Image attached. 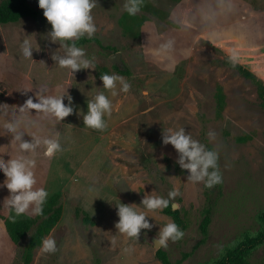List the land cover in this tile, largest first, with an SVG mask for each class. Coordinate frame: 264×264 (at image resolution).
<instances>
[{
  "label": "rangeland",
  "instance_id": "rangeland-1",
  "mask_svg": "<svg viewBox=\"0 0 264 264\" xmlns=\"http://www.w3.org/2000/svg\"><path fill=\"white\" fill-rule=\"evenodd\" d=\"M125 3L97 0L93 37L107 49L96 43L82 47L94 69L74 75L52 60L60 45L48 38V24L24 19L0 25V155L5 160L11 158L9 151L17 155L10 148L11 134L4 132L5 124L15 119L35 122V127L25 128L30 133L58 132L63 146L51 158L43 149L34 154L36 187L47 190V199L60 194L63 212L46 237L56 241L57 251L46 253L40 247L31 264H161L150 237L174 220L166 208L149 211L140 203L146 194L167 197L173 187L180 194L170 204L178 205L186 222L183 238L161 247L173 264L184 254L188 257L183 264H214L263 227L264 107L256 84L223 62L231 56L264 84V0H142L135 15L124 10ZM31 5L43 11L37 0ZM125 14L138 36L123 30L120 21ZM24 39L39 49L33 50V58L20 54ZM169 41L171 47H165ZM117 52L120 66L109 60ZM104 70L123 76L131 88L110 96L113 110L106 117L107 127L96 130L85 127L77 112L86 113L87 100L105 91L99 77ZM57 85L68 87L73 98L74 112L63 121L36 115V110L18 112L29 96L36 101L39 88L58 94ZM219 87L224 95L220 115ZM64 102L68 103L66 98ZM181 127L219 154L221 196L205 243L200 223L207 207L206 187L187 182L188 171L176 163L178 153L162 143L164 129ZM209 132L215 137L209 138ZM244 135L252 140L236 141ZM24 139L31 137L25 133ZM5 179L0 172V184ZM8 195L9 190L0 187V207ZM120 202L149 216L153 227L142 229L138 240L117 232L115 203ZM85 214L93 223L85 221ZM7 215L0 209V264H22L19 247L4 233ZM250 261L264 264V244L251 253Z\"/></svg>",
  "mask_w": 264,
  "mask_h": 264
},
{
  "label": "clouds",
  "instance_id": "clouds-1",
  "mask_svg": "<svg viewBox=\"0 0 264 264\" xmlns=\"http://www.w3.org/2000/svg\"><path fill=\"white\" fill-rule=\"evenodd\" d=\"M37 3L38 7L43 9V15L51 25V30L47 33L48 38L53 43H58L59 49H63L62 53L58 49L52 54L51 58L55 61V65L69 69L73 75L81 69H94L93 60L86 56L85 49L78 46L77 41L85 36L91 38L97 32L92 15L97 0H37ZM141 3L142 0H126L124 10L129 15H135ZM171 45L172 42L169 41L165 47H171ZM34 49L39 50L31 40L24 39L20 45V54L25 59L33 58ZM230 59H232L231 56ZM100 80L102 81L101 88L105 91L97 92L92 99L87 100L86 113L77 112V115H82L85 127L96 130H103L107 127L106 117L110 116L113 110L110 96L115 97L120 92L127 93L131 88V84L119 74L101 73ZM56 87L58 94H49L47 87L39 88V91L35 93L36 101L34 102L33 97L29 96L23 105L18 107V112L23 115L32 114V110H36V115L43 114L46 118L51 117L56 121H63L65 117L74 112L73 98L67 92L68 87L63 88L61 85ZM62 88L63 90L60 91ZM24 90L27 92L31 89ZM143 94L147 95L146 92ZM65 98L68 101L67 104L64 102ZM35 126V122L22 119L11 120L4 126V132L12 136L10 148L14 147L17 155L13 156L9 151L11 158L7 160L0 155V172H3L6 177L0 187H6L9 190V195L4 198L0 209L9 213L8 219L12 222L29 212L36 215L43 214V205L48 192L43 187H36L34 154L43 149V155L51 158L63 150L58 132L43 135L25 130L26 127ZM25 133L30 135L31 140L24 139ZM208 136L214 138L215 133L209 132ZM162 143L171 144L178 153L176 163L181 169L188 171L187 182H202L207 188H212L222 182L218 167V152L194 139L185 128L164 129ZM179 194V189L173 187L169 190L167 197L146 194L140 204L149 211L162 210L169 207ZM115 204L119 218L115 227L119 234L138 240L142 229L153 227L152 223L146 219L149 216L144 211L133 207V204L122 202ZM183 236V230L175 222H168L160 226L153 244L157 247H166L169 240L175 242ZM41 247L46 253L57 251V244L53 238H43Z\"/></svg>",
  "mask_w": 264,
  "mask_h": 264
},
{
  "label": "trees",
  "instance_id": "trees-1",
  "mask_svg": "<svg viewBox=\"0 0 264 264\" xmlns=\"http://www.w3.org/2000/svg\"><path fill=\"white\" fill-rule=\"evenodd\" d=\"M33 0H2L0 2V25L17 24L24 19H32L35 21H40L48 24L51 28L50 23L46 20L43 15V11L35 9L31 2ZM129 15H124L121 19V25L125 33H135L136 36L139 32H134V28L129 25L128 22ZM140 23V22H139ZM138 25L140 26V24ZM138 26V27H139ZM96 43L103 49H107L102 46L101 40L95 37L88 38L87 36L80 38L77 41V45L84 47ZM229 68L239 71L245 77L252 80L256 84L259 97L262 100V105L264 107V84L262 81L258 80L256 76L249 70L235 63L231 59H226L223 62ZM115 69L125 75L130 76L129 70H121L118 67ZM101 73H108V70H104ZM100 73V75H101ZM100 77V76H99ZM218 105H219V115L224 107V95L222 88H218ZM252 140L251 135L239 136L236 141L239 143H247ZM205 145L212 149V147L205 142ZM221 183L213 186L212 188L205 189V195L207 199V207L204 209L203 218L200 223V232L203 235L201 243H205L208 237L209 226L212 222V217L214 214L215 205L218 198L221 196ZM61 195L54 194L48 199L43 205V214L36 215L35 217L25 214L17 217L15 222L8 219V215L3 218L4 221V233L10 238L14 245L19 247L20 253L19 257L22 264H31L34 259V252L41 247V241L46 238L51 231L56 227L62 217V206L60 205ZM164 212L171 216L174 222L184 231L186 229L185 219L179 209L173 210V206L170 204ZM84 219L86 222L93 223L89 217L85 214ZM263 227L257 234L253 236L247 235L244 240H242L236 247L229 250L226 255L215 262L214 264H252L250 261L251 253L256 250L259 246L264 244V213L260 217ZM27 242L23 245L22 242L28 237ZM157 258L160 260L161 264H173L168 253L162 249L157 251ZM188 257V254H184L183 258L176 262V264H183V261Z\"/></svg>",
  "mask_w": 264,
  "mask_h": 264
},
{
  "label": "water",
  "instance_id": "water-1",
  "mask_svg": "<svg viewBox=\"0 0 264 264\" xmlns=\"http://www.w3.org/2000/svg\"><path fill=\"white\" fill-rule=\"evenodd\" d=\"M109 60H110V62H111L112 64L117 65V66H120L121 63H122V62H121V53L117 52V53L111 55V56L109 57ZM173 209L176 210V207L173 206ZM155 238H156V236H151V237H150V242H151L152 244H153V241L155 240ZM153 245H154V244H153ZM154 247L157 249V251H158L159 249H161V247H157L156 245H154Z\"/></svg>",
  "mask_w": 264,
  "mask_h": 264
}]
</instances>
